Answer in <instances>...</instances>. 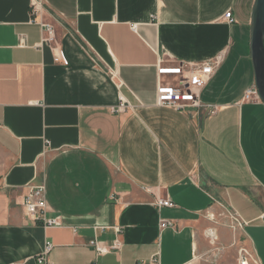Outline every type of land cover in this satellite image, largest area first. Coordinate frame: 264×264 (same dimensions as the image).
<instances>
[{"label": "crops", "instance_id": "1", "mask_svg": "<svg viewBox=\"0 0 264 264\" xmlns=\"http://www.w3.org/2000/svg\"><path fill=\"white\" fill-rule=\"evenodd\" d=\"M254 3L43 0L56 51L31 0H0V264H38L48 242L52 264H237L241 247L264 264V102L243 101ZM217 56L200 94L215 115L157 105L160 61ZM32 185L62 227L26 215ZM213 198L249 225H222Z\"/></svg>", "mask_w": 264, "mask_h": 264}, {"label": "built area", "instance_id": "2", "mask_svg": "<svg viewBox=\"0 0 264 264\" xmlns=\"http://www.w3.org/2000/svg\"><path fill=\"white\" fill-rule=\"evenodd\" d=\"M31 14L34 22H39L43 30V42L40 45L53 46L58 50L55 29L52 24L45 22L43 0H31ZM232 12L226 14V20L230 24L235 22ZM137 26H132L135 31ZM222 63V56H217L211 60L200 63L183 62L173 64L170 62L160 61L157 65V105L160 107L173 108L182 111L188 107L197 108L207 111L208 115H215L218 112V106L212 104H203L200 100L202 90L208 85L218 68ZM261 100L256 84H252L244 94L243 101ZM132 108L129 102L120 95L119 105L115 110L116 113L126 112ZM212 204H216L221 209V217L226 221L221 222L232 229L234 232L244 230L249 223L246 222L239 213L232 207L212 199ZM156 205L159 208H174L176 205L170 199H157ZM23 206L26 215L35 223L42 225L44 228L62 227L61 217H50V209L46 198V188L44 185L28 186V192L24 198ZM208 218L219 225V221L214 214L208 215ZM264 219V214L261 216ZM174 224L168 221H162L160 228H174ZM208 237L214 243L216 242V233L214 229L208 231ZM97 247L99 254L107 252L105 248L100 247L96 241L92 242ZM119 247V243L116 245ZM53 245L46 243L43 253L38 257V264H52L48 260ZM159 258H154L152 264H158ZM237 264H261L257 258L246 248L241 247L238 251Z\"/></svg>", "mask_w": 264, "mask_h": 264}, {"label": "water", "instance_id": "3", "mask_svg": "<svg viewBox=\"0 0 264 264\" xmlns=\"http://www.w3.org/2000/svg\"><path fill=\"white\" fill-rule=\"evenodd\" d=\"M251 58L255 84L264 102V0H255L251 24Z\"/></svg>", "mask_w": 264, "mask_h": 264}, {"label": "rangeland", "instance_id": "4", "mask_svg": "<svg viewBox=\"0 0 264 264\" xmlns=\"http://www.w3.org/2000/svg\"><path fill=\"white\" fill-rule=\"evenodd\" d=\"M56 39H57V37H56Z\"/></svg>", "mask_w": 264, "mask_h": 264}]
</instances>
